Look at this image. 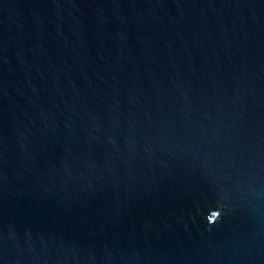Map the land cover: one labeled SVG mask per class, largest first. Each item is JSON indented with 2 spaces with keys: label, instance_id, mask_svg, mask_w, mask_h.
Masks as SVG:
<instances>
[{
  "label": "water",
  "instance_id": "95a60500",
  "mask_svg": "<svg viewBox=\"0 0 264 264\" xmlns=\"http://www.w3.org/2000/svg\"><path fill=\"white\" fill-rule=\"evenodd\" d=\"M0 264H264V0H0Z\"/></svg>",
  "mask_w": 264,
  "mask_h": 264
}]
</instances>
